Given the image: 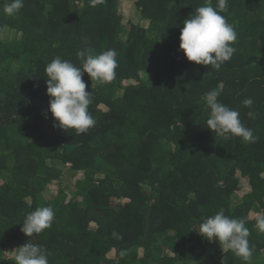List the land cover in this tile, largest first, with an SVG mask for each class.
Segmentation results:
<instances>
[{
  "label": "trees",
  "instance_id": "16d2710c",
  "mask_svg": "<svg viewBox=\"0 0 264 264\" xmlns=\"http://www.w3.org/2000/svg\"><path fill=\"white\" fill-rule=\"evenodd\" d=\"M4 2L0 264H15L25 243L50 251L49 264H244L195 231L221 209L246 221L252 264H264V0H228L237 51L219 70L180 50L183 21L205 0H24L12 16ZM87 48L114 49L118 68L110 82L84 74L96 124L77 135L54 126L45 69L55 57L80 67ZM210 90L256 142L207 128ZM45 206L51 228L26 236L25 216Z\"/></svg>",
  "mask_w": 264,
  "mask_h": 264
},
{
  "label": "clouds",
  "instance_id": "9594fccd",
  "mask_svg": "<svg viewBox=\"0 0 264 264\" xmlns=\"http://www.w3.org/2000/svg\"><path fill=\"white\" fill-rule=\"evenodd\" d=\"M100 2L89 0L92 7ZM227 5L228 0H218L215 6L212 0H205L203 6L184 19L180 50L189 61L219 70L237 51L233 45L238 33L223 14ZM23 8L24 0H5L3 4V11L9 16L20 13ZM117 55L114 49L96 52L87 48L77 53L82 65L80 67L61 57H55L46 65L47 95L50 97L48 111L56 122L54 126L67 131L74 129L77 135L95 126L96 120L89 112L94 93L86 90L88 85L83 77L87 73L92 81H112L118 68ZM220 95L219 90H210L204 97L210 109L207 128L226 139L236 136L248 143L256 142L257 137L251 128L244 125L239 111L220 102ZM242 105L252 108L254 100L245 98ZM247 115L255 118L256 113L249 111ZM54 220L55 211L51 206L38 207L25 216L21 230L28 237L39 235L51 228ZM255 227L264 232V216L257 217ZM195 231L209 242H218L223 251L225 247L231 250L244 264H252L255 248L250 244V229L244 219L231 218L221 209L204 218ZM13 252L15 264H49L51 255L44 247L32 243H25ZM222 264H226L225 257Z\"/></svg>",
  "mask_w": 264,
  "mask_h": 264
},
{
  "label": "rangeland",
  "instance_id": "374dc122",
  "mask_svg": "<svg viewBox=\"0 0 264 264\" xmlns=\"http://www.w3.org/2000/svg\"><path fill=\"white\" fill-rule=\"evenodd\" d=\"M130 13L132 16H133V14L136 13L133 7L131 8ZM61 179H62L61 181L63 182L64 185H69L73 182L74 177H72L71 174L69 172H67V173L63 174V177ZM51 191L52 192L56 191V188L52 189Z\"/></svg>",
  "mask_w": 264,
  "mask_h": 264
}]
</instances>
